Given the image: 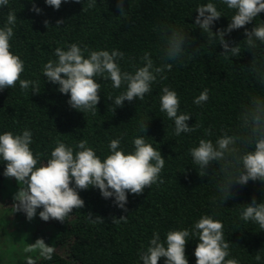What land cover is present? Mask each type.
Here are the masks:
<instances>
[{"label": "trees", "instance_id": "obj_1", "mask_svg": "<svg viewBox=\"0 0 264 264\" xmlns=\"http://www.w3.org/2000/svg\"><path fill=\"white\" fill-rule=\"evenodd\" d=\"M209 2L222 14L211 30L226 29L235 10L221 0H124L123 13L117 0H96L94 8L87 7L88 0H62L59 9L46 5L45 0H9L7 6H0V28L6 24L9 11L17 17L10 51L24 61L20 79L34 81L40 89L38 94L31 93V86L21 91L17 82L14 88L0 91V134L10 131L18 135L29 130L30 148L34 155L40 154L37 166L50 158L57 142L75 152L80 140H86L103 161L111 154V140L119 138V150L127 154L134 150V138L143 137L165 159L160 174L163 183L145 188L141 195L129 193L127 211L117 207L113 197L103 198L97 188L78 190L84 207L74 210L64 223L47 221L53 232L41 235L55 249L51 260L25 252L5 259L0 253V264H27L28 256L36 264H143L140 253L149 247L153 233H159L161 242H165L169 231L184 229L190 232L185 245L188 264H196L194 250L199 241L191 231L204 215L223 223L224 238L230 244L227 258L236 259L238 264H264V231L254 221L241 218L253 197L257 203H264V183H234L230 197L223 202L219 186L225 177L218 171L219 164H210L205 169L207 174L200 176L189 151L200 139L215 144L224 134L243 136L242 111L254 98L264 100V43L255 40L256 47L249 49L245 41V30L264 22V12L243 28L225 34L230 47L238 44L240 48L239 56L228 54L226 58L219 37L210 40L208 33L194 23L196 9ZM33 4L41 10L39 13L31 10ZM57 21L62 23L57 26ZM172 29L187 37L184 53L177 61L165 59L166 34ZM71 44L87 49L85 58L90 51L122 52L123 59L117 60L122 72L134 73L142 67L145 53L154 66L170 63L172 67L164 70L166 78L157 76L143 101H124L123 107H115L114 112V100L126 85L116 89L110 79L96 77L101 84L97 114L82 113L69 106V96L58 91L59 85L43 76L44 65L58 61L55 49L67 50ZM164 87L177 93L178 114H190L186 123L190 127L199 125L196 131L174 134V121L160 110ZM204 89L209 90V99L194 104ZM142 123L146 124L145 132ZM237 147L242 152L253 150L239 143ZM4 167L0 160V193L5 180L16 189L22 187L14 178L4 177ZM40 211L37 209L38 217ZM89 212L103 222H90ZM121 216L125 218L119 219ZM257 254L260 261L255 260ZM165 259L161 257L158 264H164Z\"/></svg>", "mask_w": 264, "mask_h": 264}, {"label": "clouds", "instance_id": "obj_2", "mask_svg": "<svg viewBox=\"0 0 264 264\" xmlns=\"http://www.w3.org/2000/svg\"><path fill=\"white\" fill-rule=\"evenodd\" d=\"M67 2V0H65ZM80 3L81 0H74ZM120 13L124 11V0H117ZM235 14L224 30L215 33L211 26L222 14L214 3H207L196 9L198 13L195 25L208 33L209 39L219 37V44L224 49L223 55L228 57L239 56L240 48L237 45L229 46L224 40L226 33L234 29L243 28L252 22L259 13L264 12V0H221ZM9 0H0V6H7ZM46 5L59 9L62 0H45ZM96 0H88V8H94ZM32 11L41 10L33 4ZM16 14L9 11L7 22L0 28V91L5 88H14L19 83L21 91L31 86L33 94L40 93L39 85L31 80L20 79L24 71V61L11 51L10 40L14 35ZM62 21H57V26ZM47 26V22H45ZM246 44L249 49L256 47L255 40L264 43V22L254 26L251 31L245 30ZM187 41L186 34L172 29L166 34L165 59L177 61L184 53ZM78 45L71 44L67 50L55 49L58 61H49L44 65L43 76L52 84L59 85L58 91L67 94L69 106L79 112L97 114L96 105L100 100L101 84L96 77L110 79L112 87L119 89L126 85V90L114 100L115 107H123L124 101L139 99L143 101L145 95L151 92V85L157 76L161 79L165 69L170 70V63L154 66L148 53L142 57V67L134 73L122 72L117 60L123 59L124 54L117 50L90 51L84 57V51ZM264 82V81H262ZM208 89H204L194 99V104L201 105L209 99ZM160 96V110L166 113L168 119L174 121V134L191 133L199 125L189 126L186 121L190 114L179 113L180 99L174 90L162 88ZM241 127L245 134H224L213 144L210 140L200 139L197 147L189 149L193 163L198 165L200 173L205 176V169L212 163L219 164L218 171L225 177L219 186L224 194V200L230 197V188L235 183L247 184L249 180L264 183V100L254 98L240 115ZM146 131V124H141ZM207 134H211L206 130ZM134 150L125 153L119 150L120 139L110 141L108 147L111 154L103 161L95 151L87 146L86 140H80L76 145L78 151L63 142H57L50 153V158L38 165L40 154H33L30 148L32 133L25 129L21 134L14 135L10 131L0 134V160L5 164L3 175L14 178L17 185H22L13 196L11 205L13 213L22 212L27 220L31 221L39 212L43 221L56 220L64 223L66 218L76 209L84 207L78 190H87L90 187L99 189L103 198H114V204L127 211V195L129 193L141 195L145 188L153 184L163 183L160 174L165 165L161 152L152 144L146 143L143 137L134 138ZM252 147L253 150L241 151L237 144ZM92 223L103 222V218L94 217L87 213ZM121 216L119 219H124ZM241 218L245 221H254L264 231V203H257L253 197L251 204L244 207ZM223 223L204 215L194 224L191 235L198 237L194 250L196 264H238V261L229 257L230 244L224 238ZM190 232L188 229L173 230L166 234V241L161 242L159 233H153L146 251L140 253L143 264H158L161 257L166 258L164 264H188L185 255V245ZM25 253H38L44 260H51L55 249L38 238L32 244H26ZM256 261L261 256H255ZM27 264H36L31 257H26Z\"/></svg>", "mask_w": 264, "mask_h": 264}, {"label": "rangeland", "instance_id": "obj_3", "mask_svg": "<svg viewBox=\"0 0 264 264\" xmlns=\"http://www.w3.org/2000/svg\"><path fill=\"white\" fill-rule=\"evenodd\" d=\"M18 189L8 181L0 193V253L5 259H14L24 253L26 244L41 238L42 233H52L50 222L40 220L36 215L31 221L22 212L13 213L12 199Z\"/></svg>", "mask_w": 264, "mask_h": 264}]
</instances>
